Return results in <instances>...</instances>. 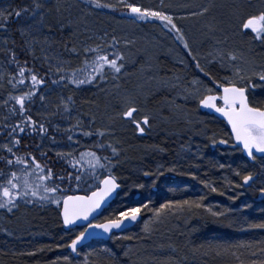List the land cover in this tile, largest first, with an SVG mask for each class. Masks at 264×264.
<instances>
[{"label":"rangeland","instance_id":"obj_1","mask_svg":"<svg viewBox=\"0 0 264 264\" xmlns=\"http://www.w3.org/2000/svg\"><path fill=\"white\" fill-rule=\"evenodd\" d=\"M19 2L23 6L29 4L31 0H19ZM107 2L115 3L116 0H107ZM134 2L143 7L167 11L172 15L192 50L191 54L184 47L183 42L177 38V33L170 28H164L162 21L151 17L147 20L138 19L135 14L121 8L85 7L87 0H50L49 7L59 4L60 14L66 26L55 29L47 43L43 39L44 35H49L46 28L41 33H34L36 41L33 43L34 56L42 62L46 69L49 64L56 65L59 61L68 62L66 66L78 68L84 57L83 49L86 47L99 46L102 51L109 54L110 58L114 51L123 53L124 68L122 71L114 75L110 70H106V79L98 80L93 85H83L79 90L71 85L63 90L55 87L51 92H47L45 86H41L47 94V100L42 104L37 97L33 110L36 116L47 120L49 127L47 139L40 140V144L43 145L40 148L41 151L47 150L57 156V151L67 152L75 148L78 154L85 149H91L98 155L109 156L115 161L112 167L113 174L126 179L120 199L131 200L133 197H138L140 193L143 196L140 204H148L149 210L146 211L148 215L143 221L136 223L129 234H123L122 237L116 235L117 239L111 238L107 241L109 242L108 248H111L115 254L117 251L123 252L122 255L125 252L129 253L130 245H124L119 249L122 243L131 241L128 239L139 241L145 237L154 238L157 234L174 237L170 230L176 223L186 228L194 223V216H198L197 221H203L199 218L201 216L210 220L217 219L204 209H188L186 206L183 211L166 210L157 219L151 209L158 208L166 200L198 199L200 196H205L204 203L212 206L214 211H221L217 203L219 201H216L215 197L218 191L211 192L201 183V180H209L218 189L234 188L236 190L237 188L234 185L238 178L235 169L228 166L230 162L234 163L233 157L237 151L234 149L230 136L224 132L220 134L219 129L213 133L207 131V124L216 125L219 120L201 112L199 104L190 95L193 79L197 77L205 79L204 74L196 67V61L198 60L202 67L213 69L221 81L224 76H231L233 79L235 76L231 67H220L218 63L220 52H234L238 59L233 63L238 67L251 68L256 71L264 68V44L253 40L251 35L241 36L236 33L234 24L237 17L233 15L237 10L241 13L255 11L264 5V0H134ZM9 5L15 7L13 0H0V8H6ZM201 7H207L208 12L201 14ZM193 12L197 14L191 15L190 13ZM64 36L69 38V41H66ZM113 36L119 43L112 41ZM27 39L32 41V36H28ZM113 44H115L114 48ZM73 46L80 50L79 55L71 51ZM256 51H261V53L256 54ZM2 53L0 52V100L7 99L9 92L15 95L19 91L27 90L22 86L13 88L8 83L11 71L5 69L1 58ZM193 56L196 57L195 60ZM45 57H47V62H45ZM55 78L51 75L48 77L49 88H52L50 81ZM253 80L258 84L254 90L255 95L259 96L264 92V87L259 86L258 78H253ZM60 94L74 95L75 106L71 110V120L66 118L67 114L58 113L56 116L47 114L56 111L55 105L58 103ZM127 101H134L136 106L143 109L142 112L135 114L137 119L145 113L149 115V125L145 126L144 133L138 132L128 118H121L118 115L124 110ZM9 115L8 110L0 104V120ZM92 116L95 117V121H91ZM76 118H80L86 126L92 129L106 126L111 131L103 138L95 135L85 137L82 131L69 132L68 134L73 135V141L69 142L64 130L70 123L74 124ZM57 124L60 125V130L56 129ZM130 131L134 132L135 138L143 137L152 143L135 145L133 162L121 153L123 146L117 143L121 142L122 136ZM213 134L217 141L221 138L229 139V144L212 145ZM53 136L56 137L55 144L50 139ZM158 137L165 138L171 143L169 147L172 152L158 146V140H160ZM97 143H109L119 149V154L112 156L111 148L100 149L96 147ZM221 160L225 164L224 168L216 166L223 163ZM259 162L260 165L263 164L261 167L263 170L258 186H263L264 160ZM158 165L163 166L160 168L163 175L156 178ZM212 165L216 167L214 174L219 180L216 183L211 180ZM173 166V171H166ZM146 172L152 175L146 176ZM189 172H195L196 175H188ZM97 174L102 178L108 172L107 169H103ZM91 179L87 184L88 193L92 192L99 183L98 180ZM228 181L233 183L229 184ZM137 184H142L144 187H135ZM238 187L243 188L242 183ZM151 188L155 194L150 193ZM249 195L250 193L246 191L241 194V199L237 197L239 201L234 200L227 207L231 206L230 208L234 209L237 205L240 208ZM161 197L162 199L157 201ZM29 199L32 202H28ZM152 202L155 204L151 205L153 208H149V203ZM60 206L38 202V198H28L19 199L18 207L13 208L11 212L0 208V249L9 244L13 248L16 244L35 245L42 241L52 242L56 238L54 240L56 253L52 256V261H55L57 256L68 255L65 247L57 248L55 245L65 244L64 240L69 239V235L77 234L82 231V228H75L71 231L61 229L55 237H48L54 226V223L49 221L60 220ZM100 217L93 223H100ZM145 221H148L150 231H145ZM44 223L47 229L39 230L38 228ZM177 236V238L181 237L179 234ZM95 251L102 257L109 254L104 251V245ZM78 252L80 255L74 258V264H83L84 254L91 253L85 247ZM118 255L120 256L121 253ZM122 255L120 257L124 259L125 255ZM91 256L88 257V264H93ZM120 257L115 255L116 260H121ZM52 261L46 264H52ZM57 264H63V262L58 261Z\"/></svg>","mask_w":264,"mask_h":264},{"label":"snow or ice","instance_id":"obj_2","mask_svg":"<svg viewBox=\"0 0 264 264\" xmlns=\"http://www.w3.org/2000/svg\"><path fill=\"white\" fill-rule=\"evenodd\" d=\"M50 0H31L29 4H24L22 7H13L9 5L6 8H0V52L4 53V62L15 65V71L10 73L9 84L13 88L18 86L26 87V91H19L17 94L9 92L7 99L0 100L10 115L16 116L14 123H7L9 119L5 116L0 120V150H3L6 155L0 156V161L4 162V168H0V208L7 209L11 212L13 208L18 207L19 199L38 198V202L52 203L57 206L61 205V215L63 224L66 226H75L76 221L83 219L87 221L92 214L101 207L108 197L116 188L119 187L115 175L112 172V167L115 163L109 156L98 155L96 151L85 149L76 154L75 148L70 151H57L56 155L59 158L66 160L75 169L73 172H67L66 177L69 181L75 180L77 188L84 179V169H87L92 174L91 178L98 180L95 190L90 195H63L61 185L65 182V175H60L54 172L52 167L47 166L46 163H41L36 155L31 151H26L18 154L19 149L24 141V134L40 136L41 141L47 136L49 127L46 126L45 121L34 119L30 113L31 109L27 105L35 103L38 97L43 104L47 100L45 90L41 86H45L47 92H51L53 88L60 87L62 90L68 88L69 85L75 86L77 90L83 85H93L98 80H105V71L110 70L114 75L119 74L124 68L123 53L113 52L111 58L106 51H102L99 46L96 48L86 47L83 49L84 57L81 65L78 68L66 66L68 62L59 61L56 65L49 64V67L44 70L43 75L36 69L35 65L29 66L25 59L21 61L18 58V53L9 44L15 45L16 41L11 39L10 24L13 18L16 19L18 27L15 31L19 32L21 37H24V43L27 45L29 52L34 55L33 43L36 41L34 33H41L43 29H47L49 35H44V42L50 40V35L54 34L57 28H64L65 22L60 14V6L56 4L54 7H49ZM85 7H92L96 9H116L121 8L132 14L138 19L147 20L149 17L158 19L163 22V27L171 29L177 33V38L183 42V45L191 54V48L186 39H184L181 29L177 27L173 16L167 11L157 10L151 7H143L134 0H116L115 3L107 2V0H87ZM208 12L207 7H201L200 13ZM196 15L197 13H190ZM237 17L234 29L235 32L241 36L251 35L253 40H257L264 44V5L255 11L241 13L239 10L233 13ZM70 23V22H69ZM8 33V35H4ZM32 36V41L27 39ZM112 41L119 43L116 37L113 36ZM128 43V41H125ZM67 47V45H65ZM115 47V44L112 45ZM71 51L79 55L80 50L72 47ZM91 54V58L89 55ZM196 59L195 56L192 57ZM215 59V57H214ZM238 57L234 52H220L218 63L221 68L231 67L235 79L231 76H224L223 81L217 79L213 72L202 67L200 62L196 61V67L204 74L205 79L199 77L193 79L191 97L197 101L200 106L207 109H214L215 113L222 114L226 118L228 124L231 126L230 138L235 145V148L246 154L252 160L256 159V154L264 157V97L256 96L254 90L258 84L254 82L253 78H258L261 87H264V68L259 71L251 68H242L236 66L233 62ZM227 61V63H226ZM47 62V57H45ZM182 63V61H181ZM247 73V74H245ZM56 77L50 81L52 88L48 87L49 76ZM27 82V83H26ZM187 100L188 97L186 96ZM222 101V103H218ZM11 102V104H10ZM75 106L73 94L63 95L58 97V103L55 105L56 111L47 113L51 116H56L58 113L67 114V119L71 120V110ZM143 109L136 106L134 101L125 102L124 110L118 115L121 118H128L140 133L145 132V126L149 125L150 117L147 113L136 118L135 114L142 112ZM91 121H95V117H91ZM57 130H60V125H55ZM87 128V130H86ZM65 131L67 140L73 141V135L69 132L82 131L83 136L92 137L97 136L103 138L111 131L108 127L92 129L86 126L80 118H76L75 123H70ZM55 144L56 137L50 138ZM78 142V141H77ZM228 145L229 139L221 138L219 141L213 134L211 144ZM42 143L36 145L39 149ZM96 147L104 149L111 148L112 156L119 154V149L109 143H97ZM41 157H47V152L40 151ZM22 166V167H21ZM78 166V167H77ZM216 166L224 168V164H217ZM231 167V165H228ZM162 165L157 166L155 173L156 178L163 175L160 171ZM107 169L108 174L103 175L102 178L97 174V170ZM172 168L166 171H173ZM38 174V175H37ZM146 176L152 175L145 173ZM188 175L195 176V172H189ZM236 175L240 176L244 185H249L253 180V172L248 171L241 173L239 168L236 169ZM201 183L206 186L211 192H217L219 189L209 180H201ZM229 184L233 183L228 181ZM155 184V180H153ZM135 187L142 188L144 185L137 184ZM261 196L264 197V187L258 189ZM236 199L235 196L232 197ZM205 196H200L198 199L185 200H166L160 204L158 208L151 209L156 214L158 219L166 210L173 212L178 209L183 211L185 206L188 209H204L212 217L217 218L216 222L224 223L227 219L226 213L236 211V209L227 208L224 211H214L212 206L204 203ZM28 202H32L30 199ZM243 209L251 207L248 203L241 206ZM141 209L148 211V204L142 203L135 207L127 208L115 214L114 217L105 218L103 222L89 224L83 231L70 237L69 243L55 245L57 248L66 247L70 249V254L57 256L52 264H57L58 261L63 264H74V257L71 253L80 255L78 248L82 245L88 234L89 228L102 229L104 233L112 234L110 238L117 239L114 230H120L121 237L125 230L126 221H137ZM229 226L233 221H228ZM248 228L264 230V220L258 222H249ZM148 221H145V231H150ZM71 231V229H69ZM104 251L115 257V253L107 245L104 246ZM264 253V247L258 249ZM83 264H88V257L92 253H86ZM125 256L128 252L124 253ZM255 255V253H253ZM178 264V262H177Z\"/></svg>","mask_w":264,"mask_h":264},{"label":"trees","instance_id":"obj_3","mask_svg":"<svg viewBox=\"0 0 264 264\" xmlns=\"http://www.w3.org/2000/svg\"><path fill=\"white\" fill-rule=\"evenodd\" d=\"M18 1L19 0L15 2V0H13L15 7H22L20 2L18 3ZM10 27L11 29H13V31L11 32V39H14L16 41V44H9L8 46L13 47L17 51L18 58L21 61L26 59L29 63V66L35 65L36 69L39 70L43 75L46 67L39 59H37L33 54H31V52L28 51L27 45H25L24 43V38L21 37L19 32L15 31V29L18 27L17 21L12 19ZM4 35H8V33H4ZM64 38L66 39V41H69V38H66L65 36ZM60 44L62 45V41ZM260 53L261 51H256V54ZM1 58L3 60L5 69L11 72L16 70L14 64L4 62V53L1 54ZM163 70H165L164 67ZM210 70L213 72V75L216 76V72L213 69ZM190 74L192 75V72H190ZM195 74L197 75V73ZM259 96L264 97V92ZM27 106L31 109L29 114H31L34 119L45 121L47 126V120L36 116L33 113L34 104ZM8 117L9 119L7 120V123H14L17 119V117L13 115H9ZM206 128L208 129L207 131L212 133L216 132L217 129H219L218 132L220 134L224 132L229 135L228 127L220 121L216 125L207 124ZM158 138L160 139L158 140V146H162L164 149L172 152L171 148L169 147L171 146V143H169V141L165 138ZM45 139H47V136L44 138V140ZM40 140V136H37L35 134H24V141L19 149L18 154L26 151H31L34 155H36L37 159L40 160L41 163H46L47 166L53 168L54 172L60 175H65V182L61 185L63 195H87L89 192V190L87 191V184L92 180L90 177V175L92 174L89 173L87 169H84V179L80 183L79 188H77V182L75 180L69 181L66 177L67 172H73L75 174L76 170L73 169V167L66 160L59 158L50 152H47V150L45 151L47 152V157H41L40 148H36V145L40 144ZM0 142L3 141L0 140ZM117 143L123 146L121 148V153H124L128 160H132L131 162L134 161L135 151L133 147H135V145L152 144L149 140L143 137L135 138L133 131H130L128 132V134L122 136L121 142ZM236 150V154H234L233 157L234 163L230 162L232 169H235V173L236 169L239 168L241 173L251 171L254 175H257L256 181L252 184V187H256L257 189H253L250 186L246 189L239 188L238 186L240 183H242V180L240 176H237V182L234 184L237 187L235 188L236 190H234V188H220L215 197L216 201H219L217 202L219 204L218 207L221 211H224L228 208L227 206H229L230 203L234 202V200L232 199L233 196L236 197L235 202H237L239 201V199H241V194H244L247 191V193L249 192L250 195L247 196V200H245L244 203H248L249 205H251L250 208L243 209L242 207L239 208L237 205H235L234 209L236 208V211L226 213L227 219H225L224 223H218L216 222V219L210 220L207 219V217L203 216L199 217L203 221H197L198 216H194V223L189 224L186 228L180 225H176L177 223L173 228H171L172 231L170 230V233L174 234V237H169V235L167 237H164L157 234V236H155L154 238L145 237L141 238V240L139 241L128 239L131 241L122 243L119 247V249H121V247L123 248L124 245H130L128 255L123 259L120 257L123 252L117 251L116 253L117 257H120L121 260H116V258L111 256L110 254L103 255L102 257L98 252L95 251L97 249H100L101 245H108L109 242H91L85 248H88L91 253L94 252V254H92L91 256L93 261L92 263L177 264L178 262V264H264V253L258 251V249L264 247V230L248 228L247 226L249 222H258L259 220H264V197H262L260 192L258 191L260 187H264V185L258 186V182L262 177L263 170V168H261L263 164L260 165L259 161L264 160V157L256 158L255 160H249L244 153H242L238 149ZM3 155H6V153L3 150H0V156ZM129 163L127 164L128 166ZM221 164H224V162ZM125 167L127 166L125 165ZM211 167L213 170V172L211 171L210 173L211 180L216 183L219 181L217 179V176H215L214 174L216 171V167L215 165H212ZM0 168H4L5 171H8V169L5 168L3 161H0ZM98 171L101 170L98 169L97 173ZM115 177L118 184L122 187V185L126 182L125 177L118 175H115ZM230 178L232 179V177ZM93 190H95V188ZM123 190L124 188H120L116 199L111 202V204L102 212L100 222H103L105 218L114 217L116 213L127 208L138 206L141 201H143V196L140 193L138 194V197H133L131 200L120 199V194ZM154 192L155 191L152 192L151 188L150 193L155 194ZM160 199H162V197L157 199V201H160ZM155 202L149 203V208L151 207V205L153 206ZM146 213L147 212L144 209H141V217L139 222L145 219V217L148 215ZM229 220L233 221L230 226L228 223ZM49 222L54 223V226L52 227L53 231L48 237H55L59 230H64L59 219H54V221ZM49 222L47 219V226ZM38 229L44 231V229H47V227L44 223V225L39 227ZM131 230L132 229H129L123 232V234L127 235L126 233L129 234ZM177 234H179V236L181 237L177 238ZM158 236L161 238H159ZM69 237L71 236L69 235ZM54 240L52 242H38L35 245H27L23 243L16 244L13 248H11L10 244L3 246V248L0 249V264H46L52 261V256H54V254L56 253V250L54 248ZM62 240H64V238ZM69 240L70 238L64 240L65 245L69 243ZM120 253L121 255L119 256L118 254ZM253 253H255V255H253Z\"/></svg>","mask_w":264,"mask_h":264},{"label":"water","instance_id":"obj_4","mask_svg":"<svg viewBox=\"0 0 264 264\" xmlns=\"http://www.w3.org/2000/svg\"><path fill=\"white\" fill-rule=\"evenodd\" d=\"M221 103H222V101H221ZM199 108H200L201 112H204V113H206L208 115H211V116L217 118L219 121L223 122L228 127L229 136H230L231 126L228 124L226 118L223 117L222 114L215 113L214 109H207V108H204L203 106H200V105H199ZM259 157H261V155L260 154H256V158H259ZM256 179H257V175H254L253 176V180L249 182V185H244L243 181H242V187L244 189L248 188V186L253 184L256 181ZM117 184H118V182H117ZM119 187L116 188L108 197H106L105 202L102 203L101 207L99 209H97L92 214V216L89 217V219L87 221H85L83 219L77 220L75 226H72V225L66 226V225L63 224V218H62V215H61V209H62V203H61L59 217H60V221H61V223L63 225V229L65 231H68L69 229L72 230L74 228H83V230H84V228H87L90 223L93 224L92 222L94 220H96L102 214V212L110 205V203L115 200V198L117 196V193H118V191L120 189ZM90 194L91 193H89L87 195H90ZM139 220H140V215H139L137 221H130V220L126 221L125 222V230H124V232L129 230V229H132ZM114 234L115 235H120L121 234L120 230H114ZM111 235L112 234L104 233L102 229H98V228H94V227L93 228H89L88 229V234L86 236V239L84 240L82 245L78 248V250H80L81 248L85 247L86 245L90 244L93 241L107 242V241L110 240ZM67 250L70 252V249L67 248ZM71 255L74 258L77 257V255L75 253H71Z\"/></svg>","mask_w":264,"mask_h":264},{"label":"bare ground","instance_id":"obj_5","mask_svg":"<svg viewBox=\"0 0 264 264\" xmlns=\"http://www.w3.org/2000/svg\"><path fill=\"white\" fill-rule=\"evenodd\" d=\"M200 109V108H199ZM201 111V110H200ZM231 139V138H230ZM231 142H232V140H231ZM232 144H233V142H232ZM233 146L235 147V145L233 144ZM243 153V152H242ZM245 154V153H244ZM246 155V154H245ZM247 157V156H246ZM248 158V157H247ZM249 160L251 159V158H248ZM120 186V185H119ZM119 188H125V185L123 184L122 185V187L120 186ZM120 190V189H119ZM122 193H123V191H122ZM125 200V199H124ZM62 224V223H61ZM62 227H63V225H62ZM66 250H67V248H66ZM67 252L70 254V252L67 250Z\"/></svg>","mask_w":264,"mask_h":264}]
</instances>
